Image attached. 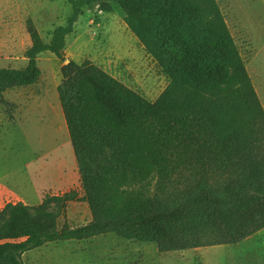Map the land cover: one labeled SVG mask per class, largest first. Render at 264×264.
<instances>
[{
    "label": "trees",
    "instance_id": "obj_1",
    "mask_svg": "<svg viewBox=\"0 0 264 264\" xmlns=\"http://www.w3.org/2000/svg\"><path fill=\"white\" fill-rule=\"evenodd\" d=\"M46 41L28 22L22 69H0L3 93L37 83L38 57L63 62L58 94L92 219L60 226L70 195L0 209V264L51 242L114 233L167 253L238 244L264 229V106L218 0H68ZM113 4L170 83L150 101L90 59L65 57L84 8ZM1 57V52H0ZM156 170L153 192L122 190Z\"/></svg>",
    "mask_w": 264,
    "mask_h": 264
},
{
    "label": "rangeland",
    "instance_id": "obj_2",
    "mask_svg": "<svg viewBox=\"0 0 264 264\" xmlns=\"http://www.w3.org/2000/svg\"><path fill=\"white\" fill-rule=\"evenodd\" d=\"M264 106V0H218ZM72 13L68 0H0V69L28 64L31 19L46 41ZM113 4L84 8L67 37L65 57L90 59L99 67L155 101L170 83L169 74L146 49ZM41 77L27 87L10 89L0 101V209L22 202L40 205L49 196L70 195L58 209L60 226L77 227L92 219L74 148L58 94L63 62L51 52L38 57ZM159 180L151 170L123 192H153ZM26 264H264V229L238 244L161 253L157 245L114 233L84 241L51 242L23 256Z\"/></svg>",
    "mask_w": 264,
    "mask_h": 264
},
{
    "label": "crops",
    "instance_id": "obj_3",
    "mask_svg": "<svg viewBox=\"0 0 264 264\" xmlns=\"http://www.w3.org/2000/svg\"><path fill=\"white\" fill-rule=\"evenodd\" d=\"M252 237V236H251ZM250 238V237H249ZM203 248V247H202ZM198 249H200V248H198Z\"/></svg>",
    "mask_w": 264,
    "mask_h": 264
}]
</instances>
